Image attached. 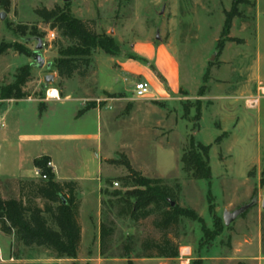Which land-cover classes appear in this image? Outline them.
<instances>
[{"label":"rangeland","instance_id":"374dc122","mask_svg":"<svg viewBox=\"0 0 264 264\" xmlns=\"http://www.w3.org/2000/svg\"><path fill=\"white\" fill-rule=\"evenodd\" d=\"M56 7L85 21L98 35L114 37L120 54L127 57L135 41L166 45L178 64L179 99L165 106L152 102L155 107L149 120L138 108L147 107L151 98L132 96L128 108L120 105L117 95L112 100L91 99L98 90L96 82L108 76L100 58L107 55L100 50L92 54L86 77L59 79L53 64L58 48L69 42L56 31L54 39H48L52 29L37 15L39 10ZM0 11L6 13L0 20V43L18 49L0 56V87L13 83L18 69L30 65L25 92L41 98L47 97L48 89H56L59 95L80 91L90 98L84 101V109L72 102L63 107L68 120L63 127L69 133L85 132L95 125L94 112L76 118L78 111L81 115L86 108L109 107L101 151L97 152L95 145L71 146L69 165L61 164L57 173L86 185V203L79 216L85 238L76 259L57 261L45 249H23L14 241L10 249L1 250L0 264H17L15 259H36L31 264H127L128 260L132 264H264V210L260 206L264 199L260 178L264 167V0H9L7 9L0 6ZM226 18L230 25L225 33ZM40 35L44 44L41 55L45 63H51L49 70L45 65L38 69L30 54L35 43L28 38ZM190 141L209 146V180L184 176L180 156ZM94 153L107 160H118V154H124L134 170L144 177L160 178L174 191L180 207L195 211L202 219L200 224L181 218L169 231L167 237L178 247L176 258L141 257V242L162 237L153 225L155 215L132 221L127 216L117 217V207L107 204H100V223L113 232L105 243V254L100 255L96 246L98 185L100 191H124L116 178L126 171L106 161L98 171ZM63 159L59 157L60 162ZM100 191V201L110 198ZM253 199L255 205L229 226L223 224L225 210L233 211ZM124 247L129 248L126 257Z\"/></svg>","mask_w":264,"mask_h":264},{"label":"trees","instance_id":"16d2710c","mask_svg":"<svg viewBox=\"0 0 264 264\" xmlns=\"http://www.w3.org/2000/svg\"><path fill=\"white\" fill-rule=\"evenodd\" d=\"M0 6L6 10L9 0H0ZM37 15L41 21L57 32L61 39L69 44L58 48V57L53 68L59 79H70L74 75L86 77L91 57L94 51L100 50L104 54L115 57L120 55L118 41L106 34L98 35L92 31L87 23L81 19L71 17L58 7L53 10H39ZM230 18H226L224 32L229 29ZM35 33H31L34 35ZM41 38L40 36H37ZM9 49L18 51L13 44L0 43V56ZM32 54V52L30 53ZM129 58L142 64L147 61L136 55ZM154 71L153 66L149 65ZM30 65L22 66L13 76V83L0 87V99H24L29 96L24 86L30 78ZM163 82V79L157 74ZM87 109V108H86ZM209 146L190 141L188 148H183L180 156L182 171L189 180H209L210 167L208 162ZM118 160H106L108 164L122 166L126 175L117 177L120 187L124 189H103L104 196L100 204L116 206V216L129 217L132 221H139L151 215L156 219L153 225L161 233L159 241L144 240L140 249L144 258L173 259L178 256V247L167 234L174 230L181 218L202 223V219L195 211L180 207L176 203L175 193L162 183L160 178H148L134 170L124 154H118ZM45 179H21L16 182L17 197L2 199L0 195V228L7 235H13L14 240L26 248H41L47 250L55 259H76L80 243V226L78 223V209L80 205L77 184L74 181L57 182L51 168L46 166L47 159L34 160ZM264 182V167L260 173ZM107 185L111 187L110 180ZM205 232L204 227L201 228ZM113 229L99 225L100 255L105 254V243L112 235ZM123 257L129 251L124 247ZM126 257V256H125ZM127 264H132L130 260ZM194 264H199L198 262ZM236 264H244L238 262Z\"/></svg>","mask_w":264,"mask_h":264},{"label":"crops","instance_id":"0c3cea01","mask_svg":"<svg viewBox=\"0 0 264 264\" xmlns=\"http://www.w3.org/2000/svg\"><path fill=\"white\" fill-rule=\"evenodd\" d=\"M129 54L136 55L147 61L142 64L133 60L124 53L112 57L101 56L104 59L108 76L103 81L96 82L98 89L91 96L93 100H112L117 95L120 105L130 107L132 103V89L137 81H145L150 86V102L145 108H138L142 116L149 120V113L153 111L155 105L152 102H161L165 106L170 100L179 99L180 75L178 64L174 56L170 53L166 45L157 43L154 45L150 41H135L130 45ZM106 55V54H104ZM149 65L153 66L152 71ZM97 73V72H96ZM157 74L163 79L161 82ZM98 75V74H96ZM134 81V82H133ZM121 85L117 88V84ZM47 90V89H46ZM36 97L35 94L29 93L24 99H0V195L2 199L16 198V182L21 179H37V168L34 160L46 158L51 163V170L57 182L74 181L77 184L80 205L78 209V223L80 226V243L77 253L82 248L85 238L83 227L79 221L84 202V188L86 185L80 183V179L72 177H58L60 165H69L67 155L71 151V146L80 145L84 147L96 146V151H101V133L105 127V115L108 104L100 110L97 107L84 110V113H78L84 109V101L89 97L83 96L80 91L74 94L56 96ZM116 98V97H115ZM79 103L80 111L77 117L84 116L90 112L95 113V125L84 131H70L63 125L68 124V120L63 115V107L66 103ZM111 133V132H109ZM114 133V132H112ZM111 133V134H112ZM70 134H75L69 136ZM93 148V147H92ZM98 171H102V164L107 159L99 158ZM59 157H64L60 162ZM59 170V171H58ZM99 181V180H98ZM100 184L98 185V194L96 197L97 209V230L96 246L100 248L99 225H100ZM95 214V212H94ZM13 235H7L0 228V252L4 248L10 249L14 242ZM16 242V241H15ZM21 246L18 242H16ZM23 249H32L21 246ZM250 244L246 243V250H249ZM245 248V247H244ZM57 261H64L55 259ZM36 259H15L17 264H31Z\"/></svg>","mask_w":264,"mask_h":264},{"label":"water","instance_id":"95a60500","mask_svg":"<svg viewBox=\"0 0 264 264\" xmlns=\"http://www.w3.org/2000/svg\"><path fill=\"white\" fill-rule=\"evenodd\" d=\"M63 2H68L69 0H62ZM6 17V13L0 11V20H4ZM28 41L34 42V50L32 52V61L34 65L40 69L45 65V68L49 70L51 68V63L47 62L45 63L44 58L41 55V51L43 49V41L42 38L33 36L31 38H28ZM257 203L256 199L251 200L248 204H244L238 208H236L233 211H224L222 213V221L225 226H229L237 217L242 215L248 208L252 207ZM261 208L264 210V199L260 202Z\"/></svg>","mask_w":264,"mask_h":264},{"label":"built area","instance_id":"2783aa9c","mask_svg":"<svg viewBox=\"0 0 264 264\" xmlns=\"http://www.w3.org/2000/svg\"><path fill=\"white\" fill-rule=\"evenodd\" d=\"M54 37H55V31L54 30L49 31L48 32V39L51 40V39H54ZM150 95H151L150 86L147 82L137 81L134 83L133 89H132V96L134 99H148V98H150ZM252 102H256V101H252ZM46 166L51 168V163L47 162ZM36 175L38 178L45 179V176L40 174L39 169H37ZM113 185L115 187H117L118 183L113 182Z\"/></svg>","mask_w":264,"mask_h":264},{"label":"bare ground","instance_id":"6f19581e","mask_svg":"<svg viewBox=\"0 0 264 264\" xmlns=\"http://www.w3.org/2000/svg\"><path fill=\"white\" fill-rule=\"evenodd\" d=\"M57 95V92L54 90V89H51L48 91V96H56Z\"/></svg>","mask_w":264,"mask_h":264}]
</instances>
